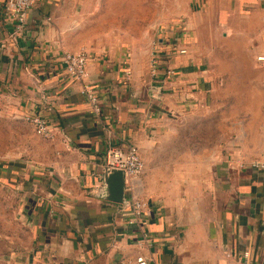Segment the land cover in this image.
I'll return each instance as SVG.
<instances>
[{
    "label": "crops",
    "instance_id": "0c3cea01",
    "mask_svg": "<svg viewBox=\"0 0 264 264\" xmlns=\"http://www.w3.org/2000/svg\"><path fill=\"white\" fill-rule=\"evenodd\" d=\"M109 1L123 0H42L18 32L0 0V116L30 130L24 117L38 113L54 131L7 159L22 229L6 263L264 264V2L141 0L148 15L137 29L106 26L99 32L117 37L95 40L92 21ZM81 51L86 77L69 79L60 56ZM85 84L97 90L99 116ZM230 96L247 108L219 109ZM194 113L198 145L221 118L230 132L208 174L205 150L176 148L188 140L174 126L190 129ZM111 146L136 147L144 166L120 203L107 201ZM132 199L146 204L140 216Z\"/></svg>",
    "mask_w": 264,
    "mask_h": 264
},
{
    "label": "rangeland",
    "instance_id": "374dc122",
    "mask_svg": "<svg viewBox=\"0 0 264 264\" xmlns=\"http://www.w3.org/2000/svg\"><path fill=\"white\" fill-rule=\"evenodd\" d=\"M148 5V4H147ZM103 14L100 17H95L92 21V38L107 37L116 38L117 34H101L100 29L106 26H114L116 28H127L129 30L137 29L140 25V20L144 21L147 17L148 6H145L141 0H123L109 1L103 4ZM143 14V16H139ZM142 17V18H141ZM128 36V35H127ZM134 36V35H133ZM156 45V41L153 42ZM228 91V90H227ZM226 94L231 95L228 91ZM219 109H246L245 99H238L231 96L229 98L219 100ZM3 116H0V264H7L8 250L12 244L11 238L21 235L22 221L19 217V202L22 200V193L17 190L18 184L12 185L6 176L8 157L18 155L22 145L33 142L32 135H36L33 129L29 130L24 127L9 128L10 121ZM213 121V118L211 119ZM218 121V120H217ZM224 120L221 118L217 122V129L212 128L207 130L202 139L205 140V146L198 145L199 132L197 130L198 118L197 114H191L190 129H182L181 124L174 126V137L185 138L188 141L183 145L176 146L177 152L189 153L197 156L198 153L205 150L206 157V172H210L209 158L215 151L222 149L226 142L230 140V132L223 130L221 124ZM15 122H23L16 120ZM37 136V135H36ZM233 137V136H231ZM23 138L25 139L23 141ZM10 154V156H9ZM16 187V189L14 188Z\"/></svg>",
    "mask_w": 264,
    "mask_h": 264
},
{
    "label": "built area",
    "instance_id": "2783aa9c",
    "mask_svg": "<svg viewBox=\"0 0 264 264\" xmlns=\"http://www.w3.org/2000/svg\"><path fill=\"white\" fill-rule=\"evenodd\" d=\"M42 0H3V13L5 19L14 23L15 30L20 32L26 24V19L30 11L35 9ZM264 2V0H261ZM176 50V46L174 47ZM180 54L185 53L184 49L178 50ZM259 62H264V56L256 58ZM60 62L64 69L65 75L69 79L82 81L86 77L88 56L85 51L77 54L68 52L62 53ZM150 73L154 77L158 74L157 61H151ZM163 74L166 77L175 76V71L172 69H165ZM81 94L84 96L86 102L90 106L91 113L95 116L100 115V104L97 96V90L91 84L82 86ZM24 120L29 123L34 133L43 138L51 139L54 136L52 124L48 119L41 114L35 113L24 117ZM104 169L107 176L112 171L121 172L123 175V186L125 190L131 192L133 183L141 177L143 173V162L139 156L138 150L134 146L118 147L111 146L105 151ZM104 188V184L97 185L96 188ZM104 189L102 190L104 193ZM102 193V195H103ZM132 215L140 216L142 211L146 208V204L136 199L131 202ZM244 259H248V254L244 253ZM134 264H147L142 255L136 257Z\"/></svg>",
    "mask_w": 264,
    "mask_h": 264
},
{
    "label": "water",
    "instance_id": "95a60500",
    "mask_svg": "<svg viewBox=\"0 0 264 264\" xmlns=\"http://www.w3.org/2000/svg\"><path fill=\"white\" fill-rule=\"evenodd\" d=\"M107 201L120 203L123 197V175L121 172L112 171L106 177Z\"/></svg>",
    "mask_w": 264,
    "mask_h": 264
}]
</instances>
